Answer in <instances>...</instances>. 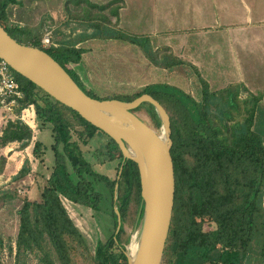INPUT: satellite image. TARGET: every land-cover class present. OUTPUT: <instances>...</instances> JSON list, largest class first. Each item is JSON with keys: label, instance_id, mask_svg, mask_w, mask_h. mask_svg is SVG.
I'll return each instance as SVG.
<instances>
[{"label": "trees", "instance_id": "obj_1", "mask_svg": "<svg viewBox=\"0 0 264 264\" xmlns=\"http://www.w3.org/2000/svg\"><path fill=\"white\" fill-rule=\"evenodd\" d=\"M18 3V0H0V24L19 43L48 53L71 75L67 68L81 63L84 49L75 44L44 47L42 38L34 37L27 28L9 25L7 9L9 5ZM100 8L106 9L103 6ZM115 38L138 46L156 66L170 68L178 65L160 64L158 60L166 56L161 58L162 51L153 49L149 37L121 33ZM13 73L25 94L14 112L20 116L23 109L34 105L39 128L51 127L56 143L63 145L66 155L64 157L57 146H53L56 162L41 192L40 201L26 200L19 212L16 264H26L29 253L36 251L41 252L45 264H77L81 256L91 255L86 237L70 217L62 198L98 212L106 202V195L100 188L111 195L115 232L106 243L97 244L94 262L128 264L131 235L127 233L126 225L134 228L142 201L137 163L125 160L118 144L76 111L56 101L15 71ZM79 87L100 100L130 102L149 94L161 103L170 116L176 192L162 264H251L255 257L264 264L262 95L251 94L241 102L235 89L213 91L206 82L200 100L164 82L150 84L135 96L124 98H101L92 94L86 86ZM141 110L150 117L149 125L160 132L162 124L154 105L146 102L133 112L137 114ZM69 116L79 121L82 129H78ZM98 133L106 135L120 153L118 178L123 166L120 179L95 172L83 156L79 143L87 145ZM33 136L32 128L21 119L9 121L0 136V146L17 142L21 149H25L30 146ZM42 146L40 141L35 143L33 154L38 159L41 158ZM2 171L3 166H0V174ZM30 172V161L27 159L15 180L26 178ZM117 184L119 191L115 201ZM115 208L122 221L118 232ZM203 217L210 218L215 224V228L207 233L202 230L200 219ZM10 251H13L12 246Z\"/></svg>", "mask_w": 264, "mask_h": 264}, {"label": "rangeland", "instance_id": "obj_2", "mask_svg": "<svg viewBox=\"0 0 264 264\" xmlns=\"http://www.w3.org/2000/svg\"><path fill=\"white\" fill-rule=\"evenodd\" d=\"M18 1V4H11L7 9L9 25L27 28L34 37L42 38L44 47L75 44L78 48H83L85 53L81 63L72 64V68L68 67L67 70L78 85L86 86L92 94L101 98L135 96L150 84L164 82L177 86L200 100L206 82L213 91L235 89L241 102L251 94L262 95L261 104H264V89L251 91L241 83L236 65L231 61L234 58L233 51L225 40L228 38L225 32L231 27V14L221 13L222 16L219 17L218 14V18L208 17L203 23L198 21L196 31L193 27L195 19L187 16L181 9V0ZM231 5L236 10L241 6L250 7L249 24L264 22V0H236ZM102 6L106 9L102 10ZM257 11L262 14L257 15ZM233 19L236 23L238 18ZM121 33L149 37L153 49L162 51L161 58L166 56L163 60H158L160 64L178 65L170 68L154 65L138 46L115 38V35ZM137 114L151 124L147 113L141 110ZM69 117L78 129H82L79 121ZM17 119L20 118L16 112L0 109V136L9 121ZM29 126L34 134L30 146L21 149L17 142L0 146V166H3L0 174L2 264H16L19 212L26 200L40 201L41 192L56 162L53 146H57L58 152L66 157L63 145L56 143L51 127L39 128L37 117ZM74 140H78L76 136ZM37 141L43 144L39 159L33 154ZM79 146L85 160L95 172L112 179L118 178L120 153L106 135L98 133L87 145L80 142ZM27 159L30 161L31 172L26 178L15 180ZM100 190L105 193L106 202L98 212L62 198L70 217L86 237L91 254L81 256L77 264H95L93 256L97 244L106 243L115 232L111 195L104 188ZM200 222L205 233L215 228L208 217H203ZM141 230L142 224L137 228L136 224L134 228L126 225V231L131 235L129 254L133 238L139 241ZM41 256L40 251L29 253L26 264H45ZM251 264H261V261L255 257Z\"/></svg>", "mask_w": 264, "mask_h": 264}, {"label": "water", "instance_id": "obj_3", "mask_svg": "<svg viewBox=\"0 0 264 264\" xmlns=\"http://www.w3.org/2000/svg\"><path fill=\"white\" fill-rule=\"evenodd\" d=\"M0 59L17 74L31 81L56 101L76 111L82 118L112 138L124 159L137 163L142 186V201L136 228L141 221L139 250L128 264H162L175 206L176 179L171 149V120L166 109L149 94L126 102L95 99L85 93L71 75L45 51L19 43L0 24ZM156 108L160 132L133 111L144 103ZM123 166L120 170L122 174ZM119 184L115 189V201ZM118 216L117 232L121 229Z\"/></svg>", "mask_w": 264, "mask_h": 264}, {"label": "crops", "instance_id": "obj_4", "mask_svg": "<svg viewBox=\"0 0 264 264\" xmlns=\"http://www.w3.org/2000/svg\"><path fill=\"white\" fill-rule=\"evenodd\" d=\"M232 0H181V9L187 16H193V27L198 31V21L205 22L206 18L231 14L230 28L225 34L233 51L239 79L251 91L264 89V22L249 24L250 7L232 9ZM192 2V3H191ZM236 10V13L233 11ZM262 14L257 11V15ZM218 18V17H217ZM233 18H238L234 23ZM240 18V19H239ZM216 20V19H214ZM187 21H185V25ZM198 33V32H197Z\"/></svg>", "mask_w": 264, "mask_h": 264}, {"label": "built area", "instance_id": "obj_5", "mask_svg": "<svg viewBox=\"0 0 264 264\" xmlns=\"http://www.w3.org/2000/svg\"><path fill=\"white\" fill-rule=\"evenodd\" d=\"M50 40H47L49 43ZM21 84L17 81L9 64L0 60V109L13 112L20 106V100L24 98ZM19 118L30 125L35 122L36 111L34 105H30L21 111Z\"/></svg>", "mask_w": 264, "mask_h": 264}, {"label": "bare ground", "instance_id": "obj_6", "mask_svg": "<svg viewBox=\"0 0 264 264\" xmlns=\"http://www.w3.org/2000/svg\"><path fill=\"white\" fill-rule=\"evenodd\" d=\"M129 248L131 256L134 257L139 250V241L137 240V238H133V242L131 243Z\"/></svg>", "mask_w": 264, "mask_h": 264}]
</instances>
